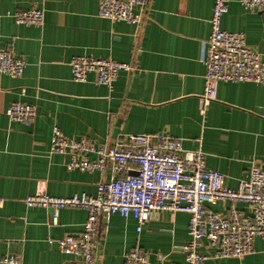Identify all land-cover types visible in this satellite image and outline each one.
I'll use <instances>...</instances> for the list:
<instances>
[{
	"label": "crops",
	"instance_id": "crops-1",
	"mask_svg": "<svg viewBox=\"0 0 264 264\" xmlns=\"http://www.w3.org/2000/svg\"><path fill=\"white\" fill-rule=\"evenodd\" d=\"M227 4L222 27L244 32L264 57V13L239 0ZM31 5L44 9L42 26L0 16V47L26 61L21 75L0 72V257L9 253L24 264L71 260L50 239L82 230L87 210L61 208L54 225L51 208L29 206L25 198L42 192L94 195L113 176L110 167L68 169V155L49 153L55 125L70 137L110 145L125 133L182 138L184 148L205 151L207 167L224 173L231 188L248 176L252 163L264 167V83L216 80L214 98L205 105L202 100L214 0H149L139 25L101 17L99 0H0V12ZM74 55L112 57L134 69L121 70L112 89L93 73L75 81ZM16 100L36 105L32 124L10 121L6 108ZM229 206L218 201L212 208L226 212ZM235 206L249 212L245 202ZM188 222L185 211L161 210L138 230L133 215L111 213L100 224L95 264H124L137 244L148 252L149 264L182 263ZM214 249L207 239L199 247L209 254ZM203 264H264V238H256L253 253Z\"/></svg>",
	"mask_w": 264,
	"mask_h": 264
},
{
	"label": "built area",
	"instance_id": "built-area-1",
	"mask_svg": "<svg viewBox=\"0 0 264 264\" xmlns=\"http://www.w3.org/2000/svg\"><path fill=\"white\" fill-rule=\"evenodd\" d=\"M246 9L264 13V0H239ZM149 0H99L98 14L113 20L139 25L143 22ZM228 0H214L210 18L211 33L205 58L204 105L214 98L213 83L222 81H253L264 83V57L251 47L244 32L222 27V17ZM17 23L42 26L45 11L38 5L0 12ZM26 66L22 57L8 47H0V72L21 75ZM72 79L87 81L90 73L95 81L113 88L121 70H133L131 62L112 57L74 55L70 59ZM10 121L27 125L35 121L37 107L16 100L6 108ZM49 153L68 155L66 167L104 172L110 167L113 176L98 184V192L76 193L69 196L46 192L29 195V206L52 209L51 223H59L60 209L82 207L87 210L83 229L67 233L57 241L59 249L73 258L62 264H95L100 243L99 228L111 213L133 215L138 230L155 211H185L189 214L190 239L183 246L184 262L169 264H203L206 259L236 257L255 252V240L264 238V167L252 163L249 174L237 188L225 184V174L206 165V153L201 148L186 149L183 139L167 133H125L112 145L95 143L86 137L76 139L55 125L52 128ZM94 154V158L91 156ZM5 199L0 197V207ZM218 201H230L226 212L212 208ZM247 203L249 212L235 206ZM207 239L215 247L212 254L199 247ZM0 264H24L7 253ZM124 264H149L148 252L139 244L125 253Z\"/></svg>",
	"mask_w": 264,
	"mask_h": 264
},
{
	"label": "water",
	"instance_id": "water-1",
	"mask_svg": "<svg viewBox=\"0 0 264 264\" xmlns=\"http://www.w3.org/2000/svg\"><path fill=\"white\" fill-rule=\"evenodd\" d=\"M114 131L117 132V128H115Z\"/></svg>",
	"mask_w": 264,
	"mask_h": 264
}]
</instances>
